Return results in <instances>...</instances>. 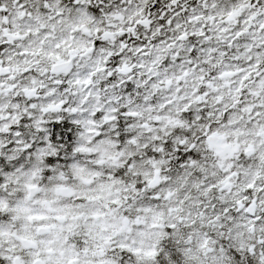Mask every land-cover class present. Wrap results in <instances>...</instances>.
Listing matches in <instances>:
<instances>
[{
    "label": "snow or ice",
    "instance_id": "6c2138e0",
    "mask_svg": "<svg viewBox=\"0 0 264 264\" xmlns=\"http://www.w3.org/2000/svg\"><path fill=\"white\" fill-rule=\"evenodd\" d=\"M0 264H264V0H0Z\"/></svg>",
    "mask_w": 264,
    "mask_h": 264
}]
</instances>
